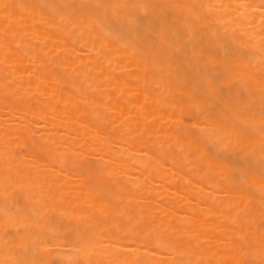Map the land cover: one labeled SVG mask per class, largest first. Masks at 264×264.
I'll return each instance as SVG.
<instances>
[{"label": "bare ground", "instance_id": "6f19581e", "mask_svg": "<svg viewBox=\"0 0 264 264\" xmlns=\"http://www.w3.org/2000/svg\"><path fill=\"white\" fill-rule=\"evenodd\" d=\"M0 264H264V0H0Z\"/></svg>", "mask_w": 264, "mask_h": 264}]
</instances>
